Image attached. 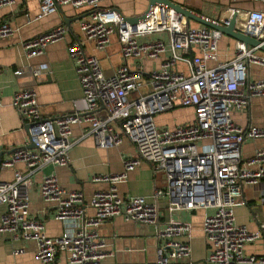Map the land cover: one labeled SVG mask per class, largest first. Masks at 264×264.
Here are the masks:
<instances>
[{
	"label": "built area",
	"instance_id": "1",
	"mask_svg": "<svg viewBox=\"0 0 264 264\" xmlns=\"http://www.w3.org/2000/svg\"><path fill=\"white\" fill-rule=\"evenodd\" d=\"M36 1L39 11L34 21L54 14L63 5L90 8L91 12L78 22L82 38L93 42L95 50L102 51L115 34L123 63L107 75L97 58L85 53L80 40L67 45L68 58L82 90V112L44 118L34 88L13 94L12 107L27 123V140L14 148L8 159L0 161V171L13 169L12 180L0 182V206L4 208L0 215V234L33 242L35 258L40 264H57L61 254L66 255V264H102L108 253L99 227L119 217L126 222L156 226L155 264H177L191 254L188 241L182 240L189 237L191 228L189 223L170 217L159 227L157 201L166 196L168 214L180 209L213 208L203 219L208 263L254 264L258 261L264 264V251L258 259L243 253L246 244L264 241V223L250 232L245 226L237 225L234 216L243 185L255 186L264 180V147L255 150L250 159L240 161L242 144L247 140H264V127L242 128L230 116L231 110L245 109L251 98L264 97V80L248 81L246 69L250 62L264 66V58L255 55V48L246 49L237 41L233 60L206 68L205 62L217 60L222 34L193 26L164 8L155 7L145 21L131 24L116 14L109 21L102 20L97 8L104 0ZM250 1L260 4L261 9L245 13L231 10V15L242 16L235 24L240 33L264 43V0ZM13 3L14 0H0V9ZM13 32L9 24L0 22V39L12 36ZM65 33L64 26H57L23 41L25 56L41 55L48 45L63 39ZM159 33L167 34L168 40L139 41L140 37ZM169 49L183 54L198 50L202 58L192 59L191 72L184 74L175 70L176 56L166 57L150 73V90L130 100L144 81L142 73L127 62L157 59ZM47 69L45 65H38L14 74L19 77L27 73L35 79ZM172 106L191 108L194 121L173 128L158 127L154 118ZM99 107L104 109L103 116L97 112ZM82 124L87 130L80 139L92 138L99 149L120 146L126 139L133 145L136 156L124 158L123 170L118 174L91 176L90 182L103 188L89 198L82 190L63 188L55 175L43 176L40 197L53 203V219L63 225L61 236L49 238L44 223L30 217L28 189L32 177L43 168L69 165V153L80 141L72 138V127ZM30 143L33 149H28ZM142 163L153 166L161 185L154 189L150 201L143 196L123 199L117 185ZM18 164L25 167L24 173L15 169ZM23 252V248L15 249L13 255Z\"/></svg>",
	"mask_w": 264,
	"mask_h": 264
},
{
	"label": "crops",
	"instance_id": "2",
	"mask_svg": "<svg viewBox=\"0 0 264 264\" xmlns=\"http://www.w3.org/2000/svg\"><path fill=\"white\" fill-rule=\"evenodd\" d=\"M172 3L185 7L214 21H225L232 15L231 10L245 13L251 10L261 9L260 4L251 3L248 0H170ZM148 7L147 0H105L102 1L97 11L101 19L109 21L112 17V9H117L126 18L142 15ZM39 11L36 0H14L10 6L0 9V22H6L14 30L12 36L0 39V161L10 157L14 148L22 146L27 140V123L22 121L12 107V96L16 91L25 88H34L37 94V102L44 118L53 119L58 116L84 110L83 95L78 81L74 65L68 58L67 45L71 41L80 40L85 53L97 58L102 71L105 74L113 73L114 69L123 63L117 36L110 38L108 46L97 51L91 41L84 40L78 29L77 19L87 16L89 8L75 9L70 5L60 6V10L40 20L33 18ZM77 18V19H76ZM63 19L73 20L70 28L64 25ZM242 16L238 15L237 21ZM30 21V22H29ZM194 24V23H191ZM57 26H64L66 33L64 38L48 45L43 53L33 58H27L23 52L21 43L37 37ZM160 38L165 41L169 36L162 33L152 39ZM145 36L139 41H146ZM236 40L222 35L218 42L217 60L205 62L206 68H215L220 63L233 60L236 51ZM250 49V48H249ZM256 56L264 58V53L257 51ZM176 56L175 70L184 74L191 72V60L200 59L202 55L198 50H192L187 54L180 51L167 50L163 56L157 59H143L140 61H128L132 68L139 70L143 76V86L130 96V100L146 94L150 90V73L157 69L166 57ZM38 65L47 66V71L38 78H33L24 73L15 76L17 70H26ZM248 81L264 80V66L247 63ZM99 116L104 115V109H97ZM233 122L242 127H264V97L251 98L247 107L243 110H231ZM155 123L158 127L173 128L179 125L192 123L194 112L191 108L172 106L165 112L157 115ZM85 124L72 127V138L79 140L86 132ZM264 147V140H247L240 149V161L250 159L255 150ZM135 149L131 142L124 139L122 144L109 149H99L92 138L84 137L76 143L69 153V165L67 167L47 166L32 177V184L28 189L30 217L44 223L46 236L57 238L63 232V225L54 220V205L45 202L39 194V185L43 176L52 174L58 179L59 184L68 190H82L86 198L94 191L103 188L101 184H93L90 177L97 174H118L123 170L124 158H134ZM16 170L25 172L22 164L15 166ZM13 177V169L0 171V182H10ZM161 185V180L154 175L153 166L150 163H142L135 170L128 173L124 182L117 185L118 192L123 199L132 196H143L151 200L154 189ZM169 200L166 196L158 199L160 206V225L166 219L186 222L190 224L189 237L182 238L188 241L191 254L188 258L181 259L177 264H211L206 261L208 246L203 234V219L211 214L213 208L205 207L197 210H176L168 214L166 209ZM240 205L234 209L235 222L245 226L250 232H255L264 223V180L255 186L243 185L240 196ZM4 211L0 206V215ZM88 216L91 212L88 211ZM99 235L105 241L108 257L102 264H155L158 240L157 227L153 225L126 222L122 218L115 217L107 220L99 227ZM23 248L20 255H13V250ZM36 246L33 242H22L9 234H0V264H40L35 258ZM264 251L262 239L246 244L243 249L245 256L260 258ZM66 255L58 257L57 264H66ZM254 264H261L256 261Z\"/></svg>",
	"mask_w": 264,
	"mask_h": 264
},
{
	"label": "water",
	"instance_id": "3",
	"mask_svg": "<svg viewBox=\"0 0 264 264\" xmlns=\"http://www.w3.org/2000/svg\"><path fill=\"white\" fill-rule=\"evenodd\" d=\"M148 1V7L146 11L137 17L133 18H126L124 17L119 10L117 9H112L111 11L115 12L118 14L120 19L123 21L129 22L131 24H137L140 22H143L147 19V17L151 14L152 10L155 7H160L164 8L166 10H170L180 17L184 18L185 21L189 24L194 23L199 26H203L206 28L214 29L219 31L222 35L228 36L233 38L236 41H239L243 43L246 49L248 48H255L257 51L264 53V43L262 41H258L255 39L250 38L249 36H246L242 33H240L235 24L237 21V14L234 13L229 20L225 21H214L212 19H209L201 14H198L194 11H191L185 7H182L180 5L172 3L170 0H147ZM60 10V7H57V11ZM77 19V18H76ZM82 19V17L78 18V20ZM64 25L68 28H70V24L72 23L73 20L71 19H63ZM27 129V127H26ZM34 146L30 143L28 146V149H33Z\"/></svg>",
	"mask_w": 264,
	"mask_h": 264
},
{
	"label": "rangeland",
	"instance_id": "4",
	"mask_svg": "<svg viewBox=\"0 0 264 264\" xmlns=\"http://www.w3.org/2000/svg\"><path fill=\"white\" fill-rule=\"evenodd\" d=\"M191 25H193V26H195V24H191ZM160 35H162L161 33H159V34H152V35H146L145 37L146 38H154L155 36H160Z\"/></svg>",
	"mask_w": 264,
	"mask_h": 264
},
{
	"label": "trees",
	"instance_id": "5",
	"mask_svg": "<svg viewBox=\"0 0 264 264\" xmlns=\"http://www.w3.org/2000/svg\"><path fill=\"white\" fill-rule=\"evenodd\" d=\"M105 1V0H104ZM249 2H251L250 0H248ZM251 3H253V2H251ZM90 9V8H89ZM91 10V9H90ZM195 26H199V25H197V24H195Z\"/></svg>",
	"mask_w": 264,
	"mask_h": 264
}]
</instances>
